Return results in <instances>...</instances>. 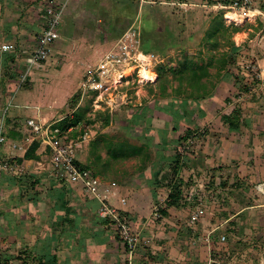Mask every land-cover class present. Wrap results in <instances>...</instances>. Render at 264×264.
Segmentation results:
<instances>
[{
    "label": "rangeland",
    "instance_id": "rangeland-1",
    "mask_svg": "<svg viewBox=\"0 0 264 264\" xmlns=\"http://www.w3.org/2000/svg\"><path fill=\"white\" fill-rule=\"evenodd\" d=\"M149 1L148 5L141 7L136 0H70L63 14L62 37L53 45L49 58L42 62L41 67H33L24 82L19 75L26 69L24 57L34 50V40L22 39L15 53L0 54V63L5 69L2 77L12 83L7 88L10 93L7 101L3 98L0 101L1 108H8L7 115L15 111L22 114L25 133L29 131L26 119L37 117L35 106H39L42 114L50 120L78 114L81 121L70 135L76 133L73 138L78 139L84 131H88L91 138L78 151L82 163L87 164L93 158L91 142L97 140V152L108 156V164L99 175L107 183L118 184L113 187L116 191L113 197L115 204L124 194L122 186L131 189L132 195H129L132 198L125 196L134 228L145 236H152L156 242H168V246L179 255L177 262L164 255L166 264H214L209 257L213 249L221 247L228 248L229 252L216 264H264V233L253 239L245 232L234 235L235 229H232L235 226L224 221L220 213L228 206H232V213L245 208L236 216L237 225L243 226L242 231L254 226L252 221H257L264 228L261 225L264 224V195L252 189L257 184L254 181L259 179V175L260 179L264 178V174H259L260 169L255 168L253 160L250 162L251 154H258L264 161V135L253 134L251 139L255 141L250 143L251 146L248 143L249 130L258 127L264 131V0H252L253 8L261 11L258 14L234 10L228 7L230 2L226 0H204L203 3L190 0ZM227 12L239 14L242 22L227 20ZM35 17L37 26L34 34L37 36L47 20L41 16V11ZM216 19L223 22L228 31L224 32L220 27L214 38L207 39V29L220 24ZM132 25L140 27L142 47L158 56L159 61L156 59L153 64L156 73L161 74L160 78L158 75L155 83H149L135 76L130 77L123 82L120 94H109L105 98V101L114 98L111 107L105 104L108 108L102 106V109H96L88 97L82 101L80 98L74 106L76 103L72 99L80 92L84 75ZM232 46L240 49L238 54H231V62L228 63L233 72H220L222 65L219 59L227 56ZM193 61H211L209 72L203 79L208 86L216 84L213 91L219 94L220 98L216 101L219 106L214 105L210 98L198 103L191 100L186 105L183 95L172 91L179 86L180 78L190 74V63ZM161 84L167 96L160 94ZM241 85L246 88L240 89ZM241 94L243 98L238 97ZM226 97L230 100L228 104L224 101ZM173 100H179L178 104ZM10 101L12 104L8 105ZM237 104L241 105L242 120L240 125L231 127L223 116L228 115ZM77 108L76 113L74 110ZM188 126L196 130L197 138L181 146L183 142L178 137ZM123 141L144 146L143 151L131 158H124L121 154L111 156L112 152L107 150L106 144L110 143V148H119L124 146ZM178 150L182 152L184 161L180 173L185 181L190 178L195 180L190 188L209 179L210 173L217 175L216 169H220L222 174L237 172L240 187L234 186L230 191L199 201L194 207H170V216L168 213L163 219L169 218L171 222L166 221V229L159 231L156 227L162 226L161 219H153L151 212L158 202H167L169 190L162 187L167 181L164 177L160 178L168 175L167 172L162 173L165 159L171 160ZM0 153L3 154L4 150L1 149ZM47 153L43 161L44 166L49 168L50 154L49 151ZM224 156L232 160L230 165H224ZM50 173L55 176L54 171ZM0 175L3 173L0 172ZM14 176L0 177L5 182L13 177L14 181L10 182L14 186H17L16 181H25ZM42 181L38 185L40 188L50 183L47 179ZM158 181L164 182V185H158ZM16 193L19 194V191ZM256 204L262 206L249 208ZM197 207H201L204 214L196 223H191L192 212ZM212 229L215 230L213 233ZM113 232L119 239L116 230L113 229ZM222 235L226 236L224 242L219 241ZM235 243H241V249L234 250L236 254H233L231 247ZM137 260L138 264H148L153 259L141 256Z\"/></svg>",
    "mask_w": 264,
    "mask_h": 264
},
{
    "label": "crops",
    "instance_id": "crops-1",
    "mask_svg": "<svg viewBox=\"0 0 264 264\" xmlns=\"http://www.w3.org/2000/svg\"><path fill=\"white\" fill-rule=\"evenodd\" d=\"M190 1L204 2V0ZM41 2L42 0H0V42L15 43L19 49V43L23 41L22 39L31 42L34 40L35 47L37 37L40 34V32L37 36L34 34L35 26H37L35 14L39 16ZM35 8H39V10ZM0 54L2 53L0 52ZM24 58L22 59L24 60ZM4 72L5 69L0 63V96L7 101L10 94L7 88L12 83L10 79L2 77ZM1 106L0 104V111ZM10 115L22 114L15 111ZM37 117L44 122L57 120L48 119L47 116L45 117L42 114V110L37 114ZM253 134L257 136L264 135V131L259 130L258 127L249 130V146H251L252 141H255L254 138L251 139ZM14 140L22 143L23 148L12 150L9 142ZM9 142L1 148L4 150L2 157L21 159L19 162L25 167L23 173L25 177H14L23 178L25 181L17 182L15 180L17 186H14L10 182L14 181L13 177L12 179L8 178L6 182L2 180L4 175L10 173L1 172L3 175H0L2 176L0 177V264H125L126 255L122 243L114 235L113 227L103 222L104 219L99 215L100 202L87 196L80 185L70 186L60 181L58 177L53 176L50 173L52 171L51 167L46 168L44 166L43 158L47 156L48 151H44L43 146H39L36 151L39 159H29L25 157V153L30 146L28 142L22 140L20 136L15 139L9 138ZM252 155L254 154H251L250 162L253 160L256 164L255 168L260 169L259 174L260 172L264 174L263 159L258 157V154L253 157ZM224 158V165L226 163L230 165L232 160H227L225 156ZM42 164L43 166H41ZM26 175H30L29 178L32 182L36 180L41 183L42 180L47 179L50 183L43 188H40L39 183H37L33 188L29 185L31 181L27 179ZM224 177L228 178L229 181L231 179L233 181V178L239 177V174L237 172L232 174L227 172L224 173ZM262 179L259 175V179L254 182L264 181V178ZM10 188L12 189L10 190ZM38 189L41 190L38 191ZM122 189L124 190L122 195H132V190L128 187L122 186ZM17 190L19 194L16 193ZM129 197L132 198L130 195ZM256 206L261 207L262 204L252 205L249 208L253 209ZM231 208L232 206H228L220 213L225 218L224 221H229L235 226L232 229H235L234 235L238 233L242 235L245 232L250 239L263 235L262 230L264 228L257 221H252L254 226L250 229L247 227L242 231L243 226L237 225L236 216L241 214L245 208H240L233 213L230 211ZM171 211V209L168 210L169 216ZM168 219L160 220L162 226H153L158 228L159 231L166 229L164 227V225L167 226L166 221L171 222ZM214 231L212 229L211 233ZM233 245L235 246L231 247L232 251H240L241 243ZM146 247H139L140 249L136 253L137 264V258H141V256L147 260H154L148 264H166L167 261L163 258L164 255L173 258L176 262L179 261V255L174 252L173 247L168 246V242L161 244L153 240L151 246ZM146 252L148 253L145 254ZM233 254H236V252L234 251ZM209 260L214 262L211 256Z\"/></svg>",
    "mask_w": 264,
    "mask_h": 264
},
{
    "label": "built area",
    "instance_id": "built-area-1",
    "mask_svg": "<svg viewBox=\"0 0 264 264\" xmlns=\"http://www.w3.org/2000/svg\"><path fill=\"white\" fill-rule=\"evenodd\" d=\"M143 7L151 2L149 0H136ZM70 0H42L41 16L46 21L45 27L37 37V42L34 50L25 57L26 69L20 73V80L24 82L26 77L32 72L33 67H41L42 62L47 60L52 54L53 45L62 37L60 31L63 14ZM221 8L223 5H219ZM234 10H243L247 12L261 13L252 6V0H232L228 6ZM226 16V14H225ZM17 46L12 42H0L1 53H15ZM158 56L142 47L140 27L132 25L114 41L99 58V60L88 70L84 75L80 85L81 101L88 97L92 105L96 109H102L105 104L108 107L112 106L114 98L109 101L105 98L110 94H120V89L123 82L130 77H139L141 68L147 69L151 74L155 75L145 82L155 83L158 74L154 70V60ZM159 61V59L157 60ZM2 97L0 96V101ZM11 101L8 105H11ZM106 107V106H105ZM106 107V108H108ZM39 114L40 107H36ZM8 108H1L0 111V149L9 142V139L4 134L5 120ZM57 119L53 122L42 121L39 117H28L26 126L29 131L26 132L22 140L31 144L35 140L40 141V146H43L44 151H49L50 167L54 175L60 181L70 186L80 185L83 192L100 202L99 215L104 220H109L117 232L119 239L126 244L127 251L125 264H137L136 252L141 246H151L153 243L152 236H145L137 231L131 221L130 212L127 210V196L122 195L117 199L115 204L113 197L115 196L116 182L107 183L100 175L83 167L81 158L79 157V149L85 143L90 141V133L84 131L78 139L70 137V133L75 127H69L62 131L56 124L62 120ZM9 146L12 150L22 149L23 144L18 141H10ZM25 167L13 157H2L0 153V172L10 173L20 176L24 173ZM199 190H204V182L198 183ZM197 187L190 189L189 194L192 195ZM253 192L264 195V181L257 183ZM166 200L158 202L151 212V216L155 220L162 218V209L166 206ZM168 201V198H167ZM204 214L201 207H197L191 215V223H196ZM226 236H221V241L224 242ZM211 264V263H210Z\"/></svg>",
    "mask_w": 264,
    "mask_h": 264
},
{
    "label": "trees",
    "instance_id": "trees-1",
    "mask_svg": "<svg viewBox=\"0 0 264 264\" xmlns=\"http://www.w3.org/2000/svg\"><path fill=\"white\" fill-rule=\"evenodd\" d=\"M232 0H226V2H231ZM215 21H218V19H216ZM220 24L218 26H209L210 28L207 29L206 34H207V39H211L214 38L215 35L217 34L218 29H221L220 27H222L224 32L228 31V28L224 25L223 22H219ZM236 30V29H235ZM233 49L229 52L226 53L227 56H222L219 60H220V64L222 65L220 68V72H222L223 70L228 73L231 74L233 72V70L231 69V66H228V63L231 62V58L234 54H238L240 49L239 47L236 46H232ZM225 54V55H226ZM232 54V56H231ZM227 57H230L229 60H227ZM212 64L211 61L209 63H203V62H196L193 61L190 63V74L187 77H183L179 79V86H177L176 89H172V91L177 94V95H183V97L185 98L187 103L186 105H189V101H193L195 103L198 102H202L203 100H206L208 98H210L213 102L214 105L219 106V102L218 99L219 94H215V92L213 91L214 88H216V84L215 83H209L210 85L208 86L207 81H204V77L208 74V65ZM159 78L161 76L160 73H158ZM246 86L241 85L240 89H245ZM253 90V88L251 89ZM214 92V93H213ZM250 92V91H249ZM160 94L163 96H167L168 93H166V91L163 89L162 84L160 85ZM246 95V94H245ZM247 96V95H246ZM239 98H243V95H239ZM81 98V93H77L73 96L72 101H74L76 104L74 106H76L79 102ZM183 98V100H184ZM174 102H176L178 104L179 100H173ZM225 102H227V104L229 103V98L226 97L224 99ZM183 103V104H184ZM180 105V104H179ZM181 106V105H180ZM162 108V107H161ZM79 108L75 109L74 111L76 112ZM158 110L163 111L162 109L158 108ZM157 111V110H156ZM74 112V113H75ZM77 113V112H76ZM242 112H241V105L237 104L234 105V108L231 110V112L228 115L223 116V118L228 121L229 126L231 127H236L238 125H240V120H242L241 118ZM81 119L79 117L78 114L73 115V116H65L63 117L62 120H60L56 126L60 127V129L62 131L66 130L69 127H78L79 123H80ZM5 132L4 134L7 136V138L9 139H15V138H19V136L21 138H23L24 136V132H23V128H22V120H21V116L20 115H7L6 116V120H5ZM106 124H108V119L106 121ZM7 127H9L12 130L7 129ZM74 129V130H75ZM74 130L72 132H74ZM184 134L179 135L178 139L181 140L183 143L181 144V146H185L188 144L189 141H192L191 139L196 137V130L191 127L188 126L184 132ZM76 133H74L73 135H75ZM73 135H70V137L73 138ZM197 138V137H196ZM124 142V141H123ZM124 146L121 147H115V148H110V143H107V150L111 151V156L113 157H117L119 154H121L120 156H123L124 158H131L133 157L135 154H137L138 152H142L143 151V147L144 146H139V145H135V144H131L129 142H124L123 143ZM40 146V141L39 140H35L33 141L29 148L27 149L26 153H25V157L29 158V159H39V156L36 154L37 149ZM124 147V148H123ZM147 147V146H145ZM99 149V142L97 140H94L93 142H91V151L93 153V158L90 159V161L87 164H84L83 167L85 168H89L91 169L94 174L99 175V172L104 169L106 167V165L108 164V156L104 157L102 155V153L97 152ZM148 151V150H147ZM170 151V150H169ZM147 155V154H146ZM170 155V154H169ZM15 160L20 161L21 159L18 158H14ZM184 165V161H183V155L182 152L180 150H178V152L174 155V157H172L171 160H166L164 162V169L162 171V173H166L168 175L166 176H161L160 179H163L167 181V184L165 187L167 190H169V194H168V201L166 203V206L162 209V218L163 219L164 216L168 215V210L170 207L174 206V207H194L196 205V203H198L199 201L205 200L206 198H211V196H218L221 192H227L230 191L232 187L234 186H239L240 187V180L237 178H233V181L230 182L228 178L224 177V174H222L220 172V169H216L215 172H217V175H214L213 173H210L211 176L209 179H205L204 181V190L200 191L199 189H197L192 195L189 194L190 186L195 183V180L190 178L188 181H185L182 173L181 172V168ZM27 179L30 180L29 176L30 175H26ZM158 177H156L157 180ZM169 178V179H168ZM155 180V182H156ZM31 181V180H30ZM36 180H34L33 182L31 181V183H29L30 186H32L33 188L37 185ZM158 185H164L162 181H158L157 182ZM24 195V193H23ZM103 222L108 223L109 225H111L113 227V225L111 224V222L109 220H103ZM114 229V227H113ZM115 230V229H114ZM219 241H221V236L219 238ZM122 246L124 249V253L126 255V251H127V246L125 243L122 242ZM144 247V246H141ZM147 248V247H144ZM140 249V248H139ZM212 255L211 257L214 259V264L216 263H220L219 258L220 259H224V257L227 256L228 254V248H218V249H213L212 250ZM137 253V252H136ZM148 252H146L145 254H147Z\"/></svg>",
    "mask_w": 264,
    "mask_h": 264
},
{
    "label": "bare ground",
    "instance_id": "bare-ground-1",
    "mask_svg": "<svg viewBox=\"0 0 264 264\" xmlns=\"http://www.w3.org/2000/svg\"><path fill=\"white\" fill-rule=\"evenodd\" d=\"M227 20L231 22H242L241 16L237 13L227 12L226 13ZM139 77L141 78L142 82L145 80L152 78L153 80L156 78L154 74H151L147 69L141 68Z\"/></svg>",
    "mask_w": 264,
    "mask_h": 264
}]
</instances>
